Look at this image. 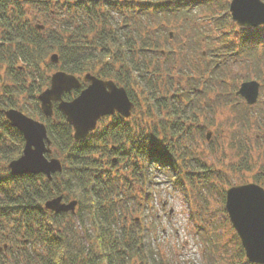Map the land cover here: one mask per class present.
I'll list each match as a JSON object with an SVG mask.
<instances>
[{
    "label": "trees",
    "instance_id": "16d2710c",
    "mask_svg": "<svg viewBox=\"0 0 264 264\" xmlns=\"http://www.w3.org/2000/svg\"><path fill=\"white\" fill-rule=\"evenodd\" d=\"M211 1L0 0V64L6 68L4 91L0 94V161L3 162H0V243L4 242L11 252L6 262L172 264L149 243L142 221L139 223L134 218L128 221L136 205L148 202L152 193V168L171 169L169 181L186 194L201 182L192 199L200 208L208 203L209 198L203 194H208L206 190L212 186L230 223L224 205L228 184L225 172L204 169L203 162L192 156L186 145L193 141L192 126L203 130L194 98L188 96V105L184 104L185 96L197 95V90L178 92L169 79L174 75L171 70L177 66L176 52L179 60H188L186 49H172V21L178 23L191 7L208 6ZM223 7L226 13L220 17L224 20L221 23L229 20L236 25L229 13V0ZM38 13L44 18L41 29L37 23L33 24ZM184 24L197 29L195 22L185 20ZM238 27L239 32L231 30L237 45L232 40L227 41L229 47L225 45L227 57L244 51L254 55L255 49L264 44V38L259 36V28L264 25ZM185 44L183 40L181 46ZM54 53L58 61L51 64L64 71L75 75L90 72L122 85L134 104L133 109L141 110L139 115L104 116L85 138L75 139L73 127L58 110L57 103L53 105L52 116L46 117L37 97L50 84L43 64H48V56ZM185 61L183 65L195 66ZM212 73L216 74L213 70L211 78ZM30 75L32 82L22 85L20 82ZM193 77L187 81L189 86L195 82ZM85 85L82 82L80 88L65 92L63 98L72 99ZM138 88L145 109L138 102ZM21 95L27 97L25 100L32 108L23 107ZM9 108L26 111L45 123L52 154L61 159L63 166L52 179L42 173H10L8 164L21 155L24 137L1 111ZM107 117L111 120L104 122ZM244 126L249 130L246 123ZM234 144L244 149L242 166L238 169L253 170L257 162L250 145ZM257 174L252 181L264 187V173ZM214 179L217 182H212ZM59 195L65 201L78 200L75 213H56L44 207L48 199ZM191 216L194 217L193 212ZM231 229L245 263L253 264L246 258L232 225ZM22 243H30L32 248L24 249Z\"/></svg>",
    "mask_w": 264,
    "mask_h": 264
},
{
    "label": "rangeland",
    "instance_id": "374dc122",
    "mask_svg": "<svg viewBox=\"0 0 264 264\" xmlns=\"http://www.w3.org/2000/svg\"><path fill=\"white\" fill-rule=\"evenodd\" d=\"M226 1L212 0L208 6H193L187 15H182L178 19V23L172 21L170 30L172 32V49L175 51L182 47L186 49L187 57L185 59L188 60H179L176 52L177 66L171 70L174 75L172 76L170 73L171 78L169 79L173 89L178 92L186 93L192 88L197 90V95L185 96L184 104H187L188 96L194 98L196 105L194 106L203 130L201 132L198 130L199 128L192 126L193 141L187 142L186 145L191 150L192 156L203 162L204 169L224 171L225 177L228 179L227 188H229L234 185L254 182L252 179L258 175V172L264 173L262 170L264 167V46L262 45L264 44L255 49L254 55L244 51L239 55L227 57L230 45L227 44V41L232 40V44L237 45L231 30L239 32L240 29L234 21L236 25H233L229 20L221 23L224 20L220 17L226 13L223 7ZM230 2L231 0H229ZM55 5L56 3L53 2L52 6L55 7ZM36 17L34 20L32 18L33 24L43 25L44 18L39 13L36 14ZM185 20L195 22L197 29L186 27ZM179 26L182 27L179 28ZM200 33L202 34L200 35ZM259 36L264 38L263 27L259 28ZM183 40L186 42L185 46H181ZM214 54L218 56L215 57ZM51 55L47 58L48 64H43V71L50 78L53 73L62 70L58 65L51 64ZM183 61L192 62L195 66H185L182 64ZM217 62L218 67L215 68ZM171 68L173 69V67ZM210 69L212 70L210 71ZM5 70V65L0 64V94L4 91ZM213 70L216 74L212 73L213 78H211L210 74ZM28 73L29 71L24 74ZM194 75V84L196 83L197 86L194 84L189 86L187 81H190L191 78L194 79ZM18 77L21 78L20 75ZM77 77L83 82L84 75H77ZM32 80L30 75L20 83L27 85ZM249 80H256L260 83L259 97L253 105H248L245 99L237 94L241 83ZM168 85L170 86V83ZM6 96L8 97V95ZM136 96L140 107L145 109L146 104L140 88L136 90ZM26 98L21 95L20 103L24 108L25 105L28 109L32 108L30 103L25 100ZM140 111L139 108L133 109L131 116L139 115ZM22 112L32 117L28 112ZM245 118H249V120H245ZM103 120L108 122L111 117ZM243 122L252 128L246 130ZM208 132L210 133L209 139L206 137ZM239 142L244 146L250 145L251 147V155L257 162L251 171L243 169V167L238 169L244 156V149L241 150L240 146L237 147L234 144ZM50 148L52 150L51 146ZM48 157L56 156L51 151ZM151 171L154 176L150 185L152 193L148 202L140 204V206L136 205V210L132 212L128 221L132 218L139 223L142 221L147 229L149 243L157 247L168 262L172 264H246L231 229L232 224L226 221L222 212L221 198L212 186L206 190L208 194H203L209 198L208 203L200 208L193 201V193L197 189L200 190L201 182L197 183L195 190L192 189L190 194H186L169 181L168 174L171 173V169L156 170L152 168ZM214 181L217 182L215 179L212 182ZM188 187L190 188L189 185ZM192 212L194 217L191 216ZM75 224L78 225L76 227L80 225L78 222ZM4 245V242L0 243V264L3 262L11 264L6 262V258L10 256L11 252L4 248ZM21 246L29 250L32 248L30 243H22ZM11 250L14 251L15 247L13 246Z\"/></svg>",
    "mask_w": 264,
    "mask_h": 264
},
{
    "label": "water",
    "instance_id": "95a60500",
    "mask_svg": "<svg viewBox=\"0 0 264 264\" xmlns=\"http://www.w3.org/2000/svg\"><path fill=\"white\" fill-rule=\"evenodd\" d=\"M231 17L239 26L258 27L264 25V1L231 0ZM38 29L43 25H37ZM51 61L57 62L58 55H51ZM83 82L87 84L77 96L65 100L63 94L81 87V79L67 71H57L51 75L50 85L38 95L40 108L46 117L53 114V104L65 115L66 121L73 127L74 138H85L96 129L100 118L118 113L124 118L131 116L134 104L126 89L113 79H104L92 73H86ZM260 83L256 80L241 83L237 94L247 104L257 102ZM10 123L24 137V147L19 157L8 164L10 173L45 174L48 179L63 169L58 157H47L51 153V140L45 123L27 116L16 108L1 109ZM207 139L210 133H207ZM78 201H65L62 195L48 199L44 207L56 213H75ZM225 209L229 220L237 232L248 261L264 264V187L255 182L234 185L226 190ZM7 245H4L6 248Z\"/></svg>",
    "mask_w": 264,
    "mask_h": 264
},
{
    "label": "bare ground",
    "instance_id": "6f19581e",
    "mask_svg": "<svg viewBox=\"0 0 264 264\" xmlns=\"http://www.w3.org/2000/svg\"><path fill=\"white\" fill-rule=\"evenodd\" d=\"M52 179V178H51ZM75 200H77V199H75ZM78 201V200H77ZM76 212V211H75Z\"/></svg>",
    "mask_w": 264,
    "mask_h": 264
}]
</instances>
